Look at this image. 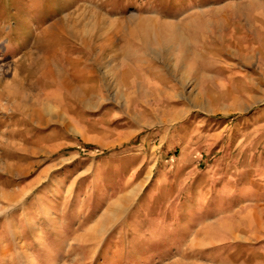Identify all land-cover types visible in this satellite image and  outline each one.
<instances>
[{"label":"rangeland","instance_id":"obj_1","mask_svg":"<svg viewBox=\"0 0 264 264\" xmlns=\"http://www.w3.org/2000/svg\"><path fill=\"white\" fill-rule=\"evenodd\" d=\"M0 264H264V0H0Z\"/></svg>","mask_w":264,"mask_h":264},{"label":"bare ground","instance_id":"obj_2","mask_svg":"<svg viewBox=\"0 0 264 264\" xmlns=\"http://www.w3.org/2000/svg\"><path fill=\"white\" fill-rule=\"evenodd\" d=\"M54 24V23H53ZM56 25V24H55ZM53 26V25H52ZM119 203V202H118ZM122 204L123 203H119L113 210H112V214L113 213H116L121 207H122ZM126 205V204H125ZM125 208V207H124ZM121 212V211H120ZM110 219V217L108 216V219H106L105 221H104V223H103V228H105L106 227V222L108 221Z\"/></svg>","mask_w":264,"mask_h":264}]
</instances>
